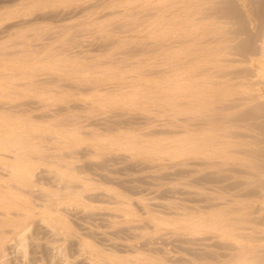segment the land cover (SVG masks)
<instances>
[{"label": "rangeland", "instance_id": "obj_1", "mask_svg": "<svg viewBox=\"0 0 264 264\" xmlns=\"http://www.w3.org/2000/svg\"><path fill=\"white\" fill-rule=\"evenodd\" d=\"M0 1H2V2H0V54H1L0 55V61H3V58L1 57L2 54H4V53L10 54V59L8 57L7 61L13 62L12 63L13 67H21V68L24 67V70L27 71L29 74L28 77H34V78L39 77L37 79H47V80L49 78L52 79V81H51L52 86L49 84H47L45 86V91L48 90L49 94H46V95L44 94V96L42 98L29 99V101H34V100L37 101V99L41 102L47 101V98L45 99V97H49V95H51L50 91L54 90V89H57L59 91V94L60 93L61 94H60V96L58 94L57 97H54L53 99H57V101H62V102L64 101L63 104H62V102L57 103L59 108H63V111L54 120L53 119L50 120L47 118H39V120H37L38 119L37 116H39V114H42L43 112H45V109L43 108V109L35 110V111H33V113L30 112L28 115L35 116V118L32 121H27V124L29 123L28 124L29 130H27V133H30L29 135L34 134L37 136L41 135V136H45V137H49L50 135H55V133H54L55 128H53L52 126L50 127V125L52 123H57L59 121L58 122L59 128L57 127V129H61V130H59L58 133L62 136L61 142L58 143L59 145L56 144L55 142L50 143V142L44 141V140L39 141V139H37V138H34V140L31 139L29 141L30 142L33 141V142L38 143V144L41 143L42 145H49L52 147L56 146L55 148H57L58 154H62L64 156H65V153L68 152L67 150H69V151L71 150L73 152H80V151H86L87 152V150H88V153H87L88 156H86L87 158H85V157L80 158L81 156L79 157L77 154L75 156H77L79 158V160L75 161V160H69L68 158H65L63 156L60 159L61 165H60V163H58L59 166H56V167L55 166L51 167L50 165H47V166L43 165L41 167V169L42 170L44 169L43 171L51 172V175L54 178V177H57L58 173L61 171L60 166L63 165L62 161H67L74 166H78V165L79 166H86V165L90 166V168H89L90 172L89 173H93V175L88 174V172L87 173L83 172V173H80L81 175L79 174L80 177H86V178L89 177V178H93L96 180L99 178L98 175L99 176L101 175V176H107V178L109 180V183L105 184L106 182H103V183L101 182L99 187L90 188L89 191H81V190H78L75 188L71 189V191L75 192L73 194H69L66 189H64L63 187L62 188L58 187L57 185L63 184V183H65V184L69 183V185H71V186L74 185L73 187H75L76 185L81 186L82 185L81 182H77V181H71V182L69 181L68 182L67 180H64V181L55 183L54 181L56 179H52L53 181H51L50 184L48 182H45L41 187H38L39 188V190H38V196L39 197H41V194H42V197L47 201L50 199L47 196L51 195V196H54V199L51 198L52 199L51 201L58 202L56 207H59L62 209L63 208H65V209H72L73 208L71 211L69 210V213L71 214L70 218H72L73 223L75 221L76 222L74 224H70L72 227H71V229H69V231L66 230V227L63 225V223H60L58 221H57V223L60 224L59 225L60 228H59V226L48 227L46 224L42 223L41 229L36 233L38 235L35 234L33 237H30L27 241L23 242L21 247H19L17 250L15 249L16 251L14 250L15 253H14V251L11 252L10 253L11 255L9 254V256L6 258L7 263H9V264H67V263L68 264H72V263L73 264L74 263L75 264H80V263L81 264H90L92 262L93 264L94 263L95 264H97V263L98 264H104V263L105 264H111V263L112 264H119L121 262V264H140V263L141 264H151V263L155 264L156 262H162L163 264H167V263L171 264L170 262L165 263L166 261L164 259H162L163 256H160L156 253V249H158L159 252H162V253H163V251H165L169 255V257H172V258H170L172 260L174 258L178 262L181 259L180 262H178V264H184V262H185V264H188L186 260H191L193 255L195 256V255H197V253L203 254L204 261L200 260V262L199 261L197 262V260H196L195 264H235V263H237V260H238L236 257H238V255H239L238 252H240V251L239 250L236 251L234 249V247H239V245L240 246L242 245L241 247H239V249H242L241 253L245 252L247 250H251V251L253 250L252 251L253 253L250 255V261L246 262V264H256L257 262H258L257 264H259L261 262L264 263V235H263L264 234V221L262 220V219H264V188H263L264 187V150H263L264 149L263 148L264 143H262V141L260 139H258V137H259L258 132L254 128L250 127V125H247V123H240L239 124L238 122H236L238 124H236V123L225 124L223 126V129H222V132H224V133L225 132H228V133L231 132L233 134V136L235 134L237 137L239 135L240 138H236V136H234L235 138H232L233 136H231L230 139L229 138L224 139V141H228L229 143H232L234 146H236V148H234L235 150L237 149V151H238V149H239V151H241L243 149L242 151L246 150L247 154H252V153L254 154V156L252 158H249V163L245 162L246 165L244 163H238L236 161H233L232 160V155H233L232 153L223 155L222 152H220V151H219V154H216V156H213L212 151L206 152L205 156L204 155H201L199 157H196L194 155L190 156V154L188 153V150H186V149H188V147H184V146L178 147L179 149H177V147H176V151L179 154L175 153L176 151L173 153V158H174L173 162L174 163L171 162L172 164L171 163L166 164V163L160 161L159 158H158L159 159L158 160L155 156L150 157V156L143 154L144 152H142V151H134L130 147H128V145L125 144L128 141L131 144L136 143L135 145H139V144H144V143H147V142L153 140V138H147V140H143L141 137H136L135 139H133V137H132L133 135L137 136V134H138L140 136V134L142 135V134H144V132L150 131V124H147V125L142 124V123L146 122L147 118L155 119L156 124L160 125L159 128L163 127L166 130L175 131L176 134L178 133L177 135L174 136L175 138L169 137L170 140L168 138H164V137L158 138V139H161L163 142L167 140L166 142H168L169 144H166V145L170 146L172 148H174L176 146V144L172 143V142H174L177 139L178 140L183 139L182 137L186 136L184 131H189L190 133L199 132V128L198 129L192 128V130L187 129V128H186L187 130L185 129L184 125H186V124H184V121L189 116L187 113L185 115H182L181 111H183V110L181 108L172 110V108L170 107V108H167V110L164 109V111H163V108L161 107V105L166 104V102L170 101V100L173 102L183 103V101L186 102L189 99V96L187 95V91H189V90L187 89L186 86L189 85L191 81H198L200 79V78H195V77L193 78L192 74L189 71L193 70V69H196V70L200 69L203 66L202 60H196V61H193L189 64H184V63H186L185 61L188 60V58L185 56V54L183 52L184 49H186L188 47V45H186V46H182V49H181V47H179V49H173L170 52H168L167 55H169L171 59L169 61L164 62L163 60L166 56L157 47L159 44L158 42H156L157 40H152L153 35L150 36V34H149L151 29H146L143 31L146 33L139 31L137 34V30L134 31L135 33H133V29H135V27H136L134 25V23L139 25V24H141V21H144V19H141V21L138 19V22L134 19L132 20V18H130L132 16V14H135L136 12L143 10V8L145 9L146 7L147 8L156 7V6L160 7L161 5H163L164 0L163 1L162 0H0ZM8 2H10V3H8ZM238 2L243 6L244 13L246 15L247 21L249 22V25L251 26V28L254 31H256L258 26H259L258 25L259 23L257 20H255V18L251 14L252 8L250 6V2L247 0H238ZM93 4H94V7H93L94 9L90 8L88 12L79 14V10H82V9H85L88 7H92ZM154 4H156V5H154ZM171 4H173V3H167V4H165V6L167 7ZM75 14H76V16H74ZM39 17L40 18L43 17L46 20H44L43 18H42L43 20H35V18L37 19ZM50 18H51V21H49ZM63 18L67 19V20H63ZM69 18H71L70 21H69ZM154 19H156V17L150 18L151 21ZM95 21L98 24L96 23L94 25ZM145 21H148V20H145ZM13 23L15 24V26H13L14 25ZM127 25H129V27H126ZM131 25L132 26L134 25V26L132 27ZM5 27H7V28L5 29ZM114 28H115V30H114L115 32L113 31L114 32L113 34L109 32L110 35L112 34L111 36L106 34V33H108L109 29L113 30ZM119 28H121V29L119 30ZM152 29H154V28H152ZM125 30H131L132 34H131V31L130 32L128 31L127 34H124V33H126ZM154 30H151L150 33L153 34ZM98 31L101 33L99 34ZM116 31H118L119 35ZM123 31H125V32H123ZM157 32L161 33V31L155 30L156 34H157ZM76 33L77 34L79 33V34L77 35ZM115 33L117 35H115ZM128 33H130V34H128ZM104 35H107V36H104ZM148 35H149V37H148ZM21 36H23V37H21ZM91 36H92V38H91ZM143 37L144 38L146 37V38L144 39ZM151 37H152V39H151ZM44 38L46 40L47 39L48 40L45 41ZM138 39H140V40H138ZM120 40L121 41L122 40H129V41H131V43L127 42V44L122 43L123 45H121ZM144 40L147 42H145ZM28 41H30V42L28 43ZM133 41L136 43H134ZM142 41H144V43ZM38 43H39V45H38ZM40 44H42V45H40ZM118 44H119V46H116ZM138 44H140V46ZM16 45H18V46H16ZM71 45L78 46V47L80 46L78 49L74 50V52H76V53L73 54V56L74 57L76 56V58H72L73 60L69 59L68 60L69 62H65V63L58 61V60L64 59V56L68 54V53L66 54V52L69 51L68 49L71 47ZM136 45L139 46V48ZM141 45H142V47H141ZM153 46H154V48H156L155 53L153 51V49H154ZM98 48H99V50H98ZM142 49H143V51H142L143 53H139V55H137V53L139 51H141ZM146 50L148 51V53ZM149 50L153 51V52H149ZM51 51H53V52H51ZM132 51H133V54H132ZM157 51H159L160 53H158ZM62 52L63 53L65 52V53L63 54ZM77 52H80L78 54L79 56L77 55ZM173 52H174V54H173ZM17 53H19V55ZM50 53H52L51 56H49ZM58 53H60V56L57 57V55H59ZM61 54L63 55L62 58H60ZM130 55H133V56H130ZM44 56H45V58L42 59ZM54 56H56L55 59H54ZM81 57H82V59H81ZM28 58L31 60H29ZM84 58H85V60L83 61ZM100 58H102V59H100ZM41 60L43 61V63ZM125 60H126V62H125ZM55 61H57V62H55ZM198 61H200V62H198ZM81 62L83 65L81 64ZM109 63H110V65L107 66V64H109ZM158 63H160V64L158 65ZM42 64H44V65H42ZM85 64H87V65H85ZM92 64H94V65H92ZM115 64H116V66H115ZM130 64L132 65L131 67L129 66ZM162 64H163V66H162ZM164 64L165 65L167 64V66H164ZM180 64H182V65L180 67H178L177 65H180ZM54 65H56V66H54ZM66 65L68 67H66ZM90 65L92 67H90ZM98 65H101V66H98ZM37 66H39V67H37ZM57 66H59V70L56 69ZM126 66L128 68H126ZM174 66H176L177 68ZM25 67H27V68H25ZM78 67L79 68L81 67L82 69L86 67L85 68L86 72L81 74V75L74 73V69H76ZM170 67H171V69H170ZM241 67H244V64H241L240 62L234 65L235 69L236 68L240 69ZM53 68L56 69V72L51 71V70H53ZM61 68H63V69H61ZM67 68H70V69H67ZM122 68H125V69L121 70ZM38 69H39V71H38ZM68 70L69 71L71 70L72 72L71 71L69 72ZM160 70L163 72H161ZM63 71H65V72H63ZM140 72H145V74L141 75L144 83L142 81H138V79L140 78V74H142ZM168 72H169V74H168ZM50 73H51V77H50ZM54 73L55 74L57 73V74L55 75ZM61 73L62 74L64 73V75H61ZM70 73H72L74 75L76 74L77 76L76 75L74 76ZM34 74H36L37 76ZM109 74H110V76H108ZM146 74H150V75L152 74L153 76L151 75V78H150L149 77L150 75L147 76ZM67 75H69V77ZM93 75L95 77H93ZM106 75L108 77H106ZM112 75H114V76L117 75V76L113 77ZM145 75L147 78L145 77ZM72 76H74V77H72ZM101 77H103V78H101ZM128 77H130L131 79ZM133 77H135V78H133ZM61 78L63 81L60 80ZM124 78H126V79H124ZM15 79H18V78H15ZM73 79H74V81H73ZM76 79H77V81H76ZM96 79L97 80H103L104 79V81L102 83H106V82L109 83L108 84L109 86H106V87L119 86V85L124 86L125 83L128 81V83H126V85H127V88L125 89L126 93L124 92L125 94L123 93V94L118 95L119 93L118 94H116V93L112 94V93L103 92V94H102V92L98 91V89H101L103 84L102 85L98 84L99 86L96 87L95 85H93L91 83L92 81H93V83L95 81H97ZM115 79H116V81H115ZM134 79H136V80H134ZM251 80H252L251 81L252 91L249 93L256 95L257 97L259 96V99L262 98L261 100L264 101V75L263 74L256 75L255 77L251 78ZM123 81L125 83H123ZM131 81H133V82H131ZM238 81H242V80H236V82H238ZM111 82H112V84L113 83L114 84L112 85ZM137 82H139V83H137ZM258 82H260V83H258ZM79 83L83 84V87H84L83 93H85V94H82V90L77 89L79 86ZM90 83L92 86L89 85ZM57 85L59 87H56ZM65 85H67V86L70 85V89L68 91L66 89H68L69 87L66 88ZM49 86H51L52 89H50L51 87H49ZM133 86L135 87V89ZM175 86H177V87H175ZM136 87H140V88H136ZM144 87H146L147 89L146 88L144 89ZM61 88H63V89H61ZM73 88H75L76 90H74ZM130 89L133 92H131ZM182 89H185V90H182ZM69 91H71V92H69ZM97 92L100 93L101 95H104V96H101ZM155 92L158 93L157 99L155 98V96H156ZM167 92H169L168 94H170V95H168ZM159 93H161V94H159ZM71 94H73L75 96L69 98V95H71ZM88 94H90V95H88ZM241 94L242 93H237V94L233 95L232 97H230V96L226 97V99L240 98V97H242ZM144 95L146 97L147 96L152 97L154 100V104H152V102H147L148 100H146L147 103L144 102V98H142ZM140 96H142V97L138 99V97H140ZM50 97H52V96H50ZM74 97H76L77 99H75ZM94 97H96V98H94ZM108 97H110V98H108ZM71 98L74 99V101H72ZM65 99H67V100H65ZM68 99H70V101ZM155 99H156V101H155ZM49 103H51V102H49ZM97 103H98V105H97ZM104 103L105 104L107 103V106L105 105L106 108H105V106L104 107L102 106V105H104ZM99 104H100V106H99ZM138 104H140V105L137 106ZM69 105L70 106L72 105V107H74V109L70 108ZM83 105H85V106H83ZM141 105H147V107L141 106ZM136 106L140 107V108H136ZM153 106H155V107L153 108ZM150 108H152V109H150ZM93 109H94V112H93ZM96 109H97V111H96ZM159 110L161 112H165V111L169 112L171 110L170 113H173L176 110L175 114H177V118L179 119V121L181 119L183 121H181V124H180L179 121H174V119H171V118H169V119L167 117L164 118V116L161 118V115L158 114ZM152 111L154 113H152ZM155 111L157 113H155ZM100 112L102 114L107 113V116L100 115L101 114ZM238 112H239V110H235L234 112H225L223 115H226L227 117H233ZM90 113H91V115H90ZM92 113H94V114H92ZM98 115H100V116H98ZM76 116H78L80 120L78 119V117L76 118V120H74L75 118H73V117H76ZM151 116H153V117L151 118ZM64 117H66V118H64ZM155 117H160V118H155ZM129 118H131V119H129ZM99 119H101V120H99ZM125 119L127 121H125ZM137 121H138V123H137ZM30 122H31V125H30ZM76 122H81L82 124L81 123L77 124ZM109 122H111V123H109ZM115 123H116V125H114ZM171 123H173V124L175 123L177 129H174V127L171 126ZM138 124H139V126H138ZM169 124L171 127L169 126ZM43 125L46 128H43L44 127ZM48 125H49V127H48ZM84 125H86L89 128L87 129L86 126H84ZM79 126L80 127L82 126V127L79 128ZM33 127H35V128H33ZM38 127H39V129H38ZM104 127H105V131L103 130ZM178 127L180 129L181 128L182 129L179 130ZM47 128H49V129H47ZM73 128L75 130V134L78 133L77 135H75L73 132L65 131V130H72ZM99 128H100V130H99ZM169 128H172V129H169ZM63 129H65L64 130L65 132L62 131ZM107 129H108V131H107ZM135 129H137V131H135ZM87 131H90V132L87 133ZM103 131L106 133H104ZM84 132H86L85 135H84ZM96 132L98 134H96ZM179 132H180V134H179ZM201 132L207 136L212 132V130H210V128L207 127V128L202 129ZM79 133L81 134V136ZM66 135H68V136H66ZM72 135H74L73 137H75L77 140L74 139L72 137ZM82 135H84V137H86V138L83 137L84 138L83 140L81 139ZM118 135H121V136H118ZM124 135H126V136H124ZM127 135H129V137ZM130 135H132V136H130ZM70 137H72L73 139ZM77 137H79L80 139ZM87 137H88V140H86ZM131 137H132V139H131ZM98 138H100V139H98ZM101 138H104V139H101ZM119 138L122 141H119L118 140ZM126 138L128 140H126ZM138 138H139V140H138ZM140 138H141V140H140ZM162 138H164L166 140H163ZM62 139H63V141H62ZM110 140H112L113 142L111 143ZM66 141H67V144H66ZM97 141H100V142H97ZM169 141H172V142H169ZM80 142H81V144H80ZM114 142H116V143H114ZM122 142H124V143H122ZM254 142H256L255 143L256 145L254 144ZM85 143L87 145H83ZM172 144H173V146H172ZM57 145H58V147H57ZM119 145L122 147H125V148L123 149L122 147H117ZM73 146H75V147H73ZM98 146L100 149L98 148ZM256 149H258L257 152L255 151ZM131 151H133V152H131ZM183 151L185 152L186 155L183 154L184 153ZM248 151H250V152H248ZM86 152L84 153L85 155H86ZM180 152H183V153H180ZM115 156H117V158ZM122 156H124L125 158ZM126 156H127V158H126ZM139 156H141L142 158ZM146 156H147V158H146ZM90 157H92V159ZM256 157H258V158H256ZM89 158H90V161H89ZM102 159L104 160L103 162H102ZM164 159H167V158L165 157ZM80 160H81V162H80ZM119 160L125 161V162H120ZM198 161H200V162H218L216 165V167L218 169L235 168V169L245 170L248 174L240 175V174H233L230 172H222V171H218V170L215 172L213 170L214 169L216 170L217 169L216 167L214 169L213 168L212 169L211 168L210 169L204 168L200 172H199V168L189 167V166L188 167L186 166L184 168L183 167H177L175 170H171V169L166 170L165 169L166 166H171V165L177 166L178 164L181 165V164H184L185 162L186 163H193V162H198ZM252 161H254V162H252ZM83 163H84V165H82ZM85 163H87V164H85ZM106 163H108L109 165ZM111 163H113V164H111ZM94 164H95V168L93 166ZM97 164H100V165L102 164L101 166H106L103 168L105 170H103L102 168H101L102 170L98 169V167H96ZM221 164H222V166H221ZM148 166H150V167H148ZM126 168L129 170H127ZM153 168H155V169H153ZM196 169H197V171H196ZM78 170L80 171V169H78ZM91 170L94 172H92ZM187 170H189V171H187ZM106 171H107V173L105 174ZM174 171H176V172L178 171V172L175 173ZM186 171L187 172L193 171V173H189V175L187 176ZM94 173H95V176H97V177L94 176ZM119 173H120V175H119ZM172 173H174V174H172ZM178 173H179V175H178ZM208 173L211 175H213L215 173V175H213V177L216 178L217 176H219V177L223 176L224 179L219 180L220 182L214 183L213 185H211V184L206 185V184H204V181H199V178H201L203 175L208 174ZM84 174H87V175L85 176ZM166 174H168L170 176V177L168 176V179L166 177L167 176ZM116 175H117V177H113ZM159 176L162 177V178H160V180H159V178H157ZM227 176L229 177L228 180L226 179ZM184 177H186V178H184ZM139 178H141V179H139ZM110 179H112V182ZM108 180H107V182H108ZM121 181L123 183H118ZM127 181L129 183H127ZM194 181L195 182L198 181V182H200V184H196ZM260 181L263 184L262 187H260L261 186ZM110 182H111V184H110ZM141 182H143V183H141ZM256 182H258V183H256ZM115 183H116V185H115ZM130 183H131V185H129ZM152 184H154V185H152ZM235 184L238 187L235 186ZM44 185H46V187H44ZM254 185H256V187L258 189L256 187H254ZM51 186H53V187H51ZM53 188L54 189L56 188V190H54ZM126 190H128V192L131 191L130 194L127 193ZM77 191H80V194H77L78 193ZM112 191H113V193H112ZM162 191H165L168 195H165L164 192L162 194ZM54 192H56V193H54ZM149 192H150V194H149ZM172 192H174L176 194H172ZM183 192H186V193L184 194ZM140 193L141 194L144 193V196H143V194L141 195ZM45 194H46V197L43 196ZM177 194H179V195L177 196ZM247 194H252L253 196L250 197V199H249V196H247L245 198L244 195H247ZM80 195H82V196H80ZM88 195H89V197H94V198L98 197L100 200L90 202V200L88 199L89 198ZM135 195H137V196H135ZM162 195L166 196L167 199L164 198V196H162ZM60 196H62L63 198L62 197L60 198ZM122 196H124V198ZM153 196H154V198H153ZM139 197H141V198H139ZM111 198H113L112 201H111ZM146 198H148V199H146ZM173 198L178 199V201L173 199ZM123 199H125L126 203H124L125 201ZM185 199L187 200V202ZM117 200H119V202ZM129 200H131V202ZM147 200H149V202ZM200 200H203V202ZM173 201L175 203H173ZM183 201H185V202H183ZM188 201H189V203H192V204H189ZM128 202H130V203H128ZM147 202L150 205H147L148 204ZM77 203H79V204H77ZM106 203H108V204H106ZM168 203L171 204V206ZM172 203L174 205L176 204V206L174 207L172 205ZM177 203H179V206H177ZM132 204L135 206H138V207H135ZM154 204L155 205L157 204V205L155 206ZM163 204H166L167 206H165ZM246 204H247V206H246ZM158 205H160V206L158 207ZM180 205H182L183 207L186 206L185 208L192 209V210H187V211L185 210L184 211L181 209L179 211ZM197 205H198V207H196ZM212 205L214 207L210 208L209 206H212ZM154 206H155V208H154ZM149 207H151V208H149ZM160 207H162V208H160ZM164 207H166L167 210H165L166 208H164ZM171 207L175 208V210L172 209ZM199 207L204 208V209L201 210ZM206 207H208L209 209ZM247 207H251V208L248 209ZM176 208L178 209V211ZM194 209H196V210H194ZM105 210H107V212ZM162 210H163V213H160V212H162ZM230 210H233V211L230 212ZM191 211H192V213H191ZM193 211L195 213H193ZM234 211H235V213H234ZM250 211L251 212L253 211L254 213L253 212L251 213ZM41 212L44 213L43 210H41ZM80 212H82V214ZM139 212H141V214ZM143 212H145V213H143ZM164 212H165V215H164ZM167 212H170V213H167ZM186 212H189V213H186ZM173 213H176L177 215L173 214ZM241 213L242 214L244 213L243 216ZM256 213H259V214H256ZM72 214H74V216ZM76 214L77 215L80 214L79 216H81V217L77 216ZM143 214H146V215H143ZM170 214H173V216ZM210 214L211 215L217 214L216 216H219V217L217 219H215L214 217H211ZM218 214H220V215H218ZM82 215L84 216L83 219H82ZM117 215H118V217H117ZM232 215H234L236 217L238 216V217L236 218L233 216V218H232ZM85 216H86V218L88 217L87 220L84 219ZM109 216L110 217L114 216V218H116V217L117 218L114 219L113 217H111L113 220L109 221L111 219V218H109ZM183 216H185V217H183ZM97 217H98V219H97ZM107 217L109 218V220L107 219ZM223 217H224V219H223ZM230 217L232 218V220L230 219ZM239 217L242 219L244 217H245V219L248 218V221L240 224L239 221L237 222V219ZM125 218H127L128 220L127 219L125 220ZM172 218H174V219H172ZM210 218L214 224L211 222ZM212 218H214V219H212ZM38 219L40 220V218H38ZM38 219L36 220V222L38 221ZM73 219H75V220H73ZM76 219H78V220H76ZM79 219H80V221L82 220L81 223H79ZM102 219H104V220L102 221ZM142 219H144V220H142ZM202 219H203V221H202ZM249 219H250V221H249ZM94 220H96V221H94ZM123 220H125V221H123ZM214 220L215 221L218 220L220 222H218V221L214 222ZM83 221L84 222L86 221V223H84ZM227 222H228V224H227ZM253 222H255V223H253ZM203 223H204V225L205 224H207V225L204 226ZM208 223H209V225H208ZM234 223L240 228V229L238 228L240 230L239 231L240 235H237L233 231H231V227L235 225ZM100 224L103 226L101 227ZM177 224H179V225H177ZM224 224L228 225V227L226 229H225ZM99 225H100V227H99ZM143 225L145 227H143ZM74 226H75V228H74ZM84 226H85V228H84ZM130 227H131V229H130ZM134 227L136 230L134 229ZM219 227H220V229H219ZM50 228L55 229L56 231H60V233H57L56 234L57 236L49 234L48 232H49ZM78 228H80V230ZM246 228H248V229H246ZM227 229H228V232L226 231ZM82 230H84V232L86 233L85 236H84V232ZM42 231L44 233H42ZM90 232L93 234H91ZM82 233H83V236L80 235ZM131 233H133V234H131ZM227 233L230 235H228ZM58 234H59V236H58ZM73 234H75V235H73ZM87 234H88V237L86 236ZM163 234H164V236H163ZM185 235H187V236H185ZM235 235L238 236V238ZM97 236L100 240L102 239V241L99 243L95 242L91 239L92 237L97 238ZM37 237H39V239ZM158 237L162 238V240H160V239L158 240ZM245 237H247V238H245ZM250 237H251V239H250ZM261 237H263V238H261ZM85 238H88V239H85ZM174 238H176V239L174 240ZM203 238L204 239L206 238V239L204 240ZM209 238H210V240H209ZM56 239H60V240L57 241ZM154 239H155V241H153ZM180 239H182V240L179 241ZM189 239L200 240L201 243H199V245H198L199 247L197 245H192V244L190 246L189 241H191V240H189ZM161 241H162V243H161ZM163 241H166V242H163ZM169 241H170V243H168ZM36 242L39 244H37ZM159 243H161V244H159ZM163 243H165V244H163ZM250 243H252V244H250ZM75 244H77V245H75ZM86 244H93L96 247L98 246L97 249H99V250L97 253H98V255H101V256L104 254V258L98 256L97 254L94 256L91 255L90 250L88 248H86L83 251V246H85ZM81 245H82V247H81ZM107 245H109V247ZM112 245H115L116 247H120L121 249L120 248H119L120 250L118 249L120 253L118 252L116 247L112 246ZM120 245H122V246L124 245V247H122ZM144 245H145L146 249L141 248ZM163 245H165V246L169 245V246H167V248H166ZM173 245L174 246L178 245V246L174 247ZM206 245H208V246H206ZM110 246H112V247H110ZM132 246H133V248H132ZM138 246H141V247H138ZM101 247H102V249H101ZM126 247H127V249H126ZM171 247H174V248L172 249ZM177 247H180L179 249L184 248L183 249L184 251H182V249L177 250L178 249ZM110 248H112V249H110ZM150 248H152L153 251H155V252L150 250ZM186 248H188V249H186ZM69 249H70V251L75 250L74 253H76V254H74L72 251V253L74 254V258H71V260L69 258L65 257V254H67V251L69 253ZM104 249H106V250H104ZM113 249H116L117 251L113 250ZM141 249H143V250H141ZM148 249L151 252H153V254ZM160 249H162V250H160ZM199 249L200 250L202 249L201 250L202 252ZM230 249L231 250L233 249L232 252ZM109 250H110V252H109ZM140 250L143 253L145 252V254L141 253ZM169 250H170V252H169ZM81 251H82V253H81ZM124 251L126 254L123 253ZM130 251L132 253H130ZM171 251H173V252H171ZM79 252H80V254H79ZM87 252H89V255L91 257L88 256ZM174 252H176V253H174ZM212 252L213 253L216 252L215 255ZM50 253H51V255H50ZM101 253H103V254H101ZM106 253H107V255H106ZM186 253L187 254L189 253V254L187 255ZM108 254H110V255H108ZM146 254L148 257L144 256ZM190 254L191 255L193 254V255L190 256ZM246 254L245 255L243 254L244 255L243 258L247 257ZM114 255H115V257H114ZM206 255H210V256H206ZM235 255H236V257H234ZM212 256H213V258H212ZM86 257L87 258L89 257L90 259H87ZM109 257H110V259H109ZM128 257H130V258H128ZM214 257H215V261H214ZM53 258H54V260H53ZM105 258L108 259L109 262ZM118 258H119V260H118ZM136 258H137V260L139 259L140 261L139 260L137 261ZM142 258H144V259H142ZM148 258H149L150 262L146 261ZM176 258H178V259H176ZM208 258H210L211 260L213 259V260L209 261L210 259H208ZM121 259H125L124 260L125 262ZM251 259H253V260H251ZM101 260L104 262H102ZM114 260H116V261H114ZM183 260H184V262H183ZM219 261H221V262L219 263ZM116 262H118V263H116ZM177 262H175V263L177 264ZM175 263L172 262V264H175Z\"/></svg>", "mask_w": 264, "mask_h": 264}, {"label": "bare ground", "instance_id": "obj_2", "mask_svg": "<svg viewBox=\"0 0 264 264\" xmlns=\"http://www.w3.org/2000/svg\"><path fill=\"white\" fill-rule=\"evenodd\" d=\"M163 1V0H162ZM250 2V6L252 8L251 10V14L252 16L255 18V20L258 21V28L256 31H254L251 26L249 25V22L247 21V18H246V15L244 13V9H243V6L238 2V0H164L163 2V5H161L160 7H150V8H143V10H140L139 12H136L135 14H132V16L130 18H132V20H136L138 22V19L141 21V19H144V21H141V24L137 25L134 23V25L136 26L135 29H133V33H135L134 31L137 30V34L139 31H144L146 29H151V30H156V31H161V33H158L157 34L155 33V30H154V33L151 34V30L149 32L150 36L153 35V39L151 37L152 40H157L156 42H158V48L159 50H161L164 55L166 56L164 58V62L166 61H169L171 58L168 54V52H170L171 50L173 49H179V47H181L182 49V46H186L188 45V47L186 49H184V54L185 56L188 58V60H186L184 64H189L193 61H196V60H202V67L198 70L196 69H193V70H190L189 72L192 74L193 78H200L198 81H191L189 85H187V89L189 91H187V95L189 96V99L183 103L181 102H173V101H167L166 104H163L161 105V107L163 108V111L164 109L167 110V108H172L173 109H182L183 111L182 112V115H185L186 113L188 114V118H184L185 121H184V125L185 126V129H191L192 128H199V132H196V133H190L189 131H184L185 133V137H182L183 139H180V140H175L174 142L172 141H169V142H172V143H175L176 146L174 148L170 147V146H167L166 144H169L168 142H166L167 140L164 139V138H168L169 137H174L176 134L175 131H170V130H166L165 128H159L160 125H157L156 124V120L155 119H149L147 118L146 122L145 123H142V124H150V131L148 132H144V134H140V136L137 134L136 135H130L133 137V139H135L136 137H141L143 140H147V138H153L152 141H149L147 143H144V144H139V145H135V144H131L129 143L128 141L125 143L126 145H128V147H130L132 150L134 151H142L144 152L143 154L147 155V156H150V157H156L157 159L159 158L160 161L166 163V164H170L171 162H173L174 158H173V153L176 151V147L177 149H179L178 147H181V146H184V147H188V153L190 154V156L194 155L196 157H199L201 155H204L205 156V153L208 152V151H212L213 152V156H216V154H219V151L222 152V154H230L232 153V160L233 161H236L238 163H244L245 162H248L249 163V158H252L254 156V154H247L246 150L245 151H237V149L235 150L234 148H236V146H234L232 143H229L228 141H224V139H230L231 136H233V134L230 132H222V129H223V126L225 124H230V123H236L238 122L239 124L240 123H247V125H250V127L254 128L257 132H258V139H260L262 141V143H264V101L261 100L262 98L259 99V96L257 97L256 95H253L249 92L252 91V85H251V78L255 77L256 75H260V74H263L264 75V0H247ZM2 2V1H0ZM48 2V1H47ZM10 3V2H8ZM131 3V2H130ZM167 3H173L169 6H165V4ZM141 4V3H140ZM37 5V4H36ZM42 5V4H41ZM73 5V4H72ZM153 5V4H152ZM156 5V4H154ZM249 5V4H248ZM92 6V5H91ZM96 6V5H95ZM98 6V5H97ZM246 6V5H245ZM244 6V7H245ZM74 7V6H73ZM94 7V4L92 7H88V8H85V9H82V10H79V14H82V13H85V12H88L90 8H93ZM72 8V7H71ZM97 8V7H96ZM37 9V8H36ZM94 9V8H93ZM116 9V8H115ZM112 12V11H111ZM127 13V12H126ZM131 13V12H130ZM108 14V13H107ZM54 15V14H53ZM71 15V14H70ZM69 15V16H70ZM76 16V14L74 15ZM64 17V16H63ZM96 17V16H95ZM94 17V18H95ZM104 17V16H103ZM155 18L154 20H150V18ZM9 18V17H8ZM40 18V17H39ZM35 18V20H43L42 18ZM47 18V17H46ZM53 18V17H52ZM67 18V17H66ZM73 18V17H72ZM82 18V17H81ZM110 18V17H109ZM113 18V17H112ZM136 18V19H135ZM49 19V18H48ZM47 19V20H48ZM71 18H69V21H70ZM9 20V19H8ZM7 20V21H8ZM46 20V19H44ZM63 20H67V19H64ZM145 20H148V21H145ZM51 21V18L50 20ZM9 22V21H8ZM55 22V21H54ZM109 22V21H108ZM20 23V22H19ZM18 23V24H19ZM97 22L95 21L94 25L96 24ZM100 23V22H99ZM14 24V23H13ZM21 24V23H20ZM68 24V23H67ZM98 24V23H97ZM101 24V23H100ZM107 24V23H106ZM122 24V23H121ZM120 24V25H121ZM25 25V24H24ZM41 25V24H40ZM111 25V24H110ZM124 25V24H123ZM133 25V26H134ZM15 26V24L13 25ZM57 26V25H56ZM104 26V25H103ZM132 26V25H131ZM130 26V27H131ZM132 26V27H133ZM11 27V26H10ZM120 27V26H119ZM123 27V26H122ZM125 27V26H124ZM126 27H129V25H127ZM142 27V28H141ZM7 27H5L6 29ZM101 28V27H100ZM108 28V27H107ZM154 28V29H152ZM67 29V28H66ZM105 29V28H104ZM121 28H119L120 30ZM123 29V28H122ZM130 29V28H129ZM72 30V29H71ZM115 28L113 30L109 29L108 30V33H114L115 31ZM132 30V29H131ZM131 30H125L126 33L124 34H127V32L131 31ZM112 31V32H111ZM114 31V32H113ZM123 31V32H125ZM2 32V31H1ZM21 32V31H20ZM46 32V31H45ZM57 32V31H56ZM81 32V31H80ZM99 32V31H98ZM97 32V33H98ZM106 32V31H105ZM118 33V31H116ZM41 33V32H40ZM55 33V32H54ZM101 32H99L100 34ZM106 33L107 35H110V33L108 34ZM143 33H146V32H143ZM2 34V33H1ZM15 34V33H14ZM77 34V33H76ZM79 34V33H78ZM77 34V35H78ZM93 34V33H92ZM95 34V33H94ZM98 34V35H99ZM103 34V33H102ZM105 34V33H104ZM111 34V35H112ZM123 34V33H122ZM121 34V35H122ZM123 34V35H124ZM130 34V33H128ZM131 34H132V31H131ZM141 34V33H140ZM148 34V33H147ZM17 35V34H16ZM43 35V34H42ZM107 35H104V36H107ZM110 35V36H111ZM115 35H117L115 33ZM119 35V33H118ZM32 36V35H31ZM50 36V35H49ZM86 36V35H85ZM23 37V36H21ZM43 37V36H42ZM55 37V36H54ZM149 37V35H148ZM147 37V38H148ZM16 38V37H15ZM33 38V37H32ZM36 38V37H35ZM47 38V37H46ZM75 38V37H74ZM92 38V36H91ZM106 38V37H105ZM131 38V37H130ZM139 38V37H138ZM144 38V37H143ZM146 38V37H145ZM144 38V39H145ZM45 39V38H44ZM90 39V38H89ZM124 39V38H123ZM2 40V39H1ZM48 40V39H47ZM45 39V41H47ZM50 40V39H49ZM80 40V39H79ZM140 40V39H138ZM149 40V39H148ZM151 40V41H152ZM44 41V42H45ZM93 41V40H92ZM121 41V40H120ZM145 41V40H144ZM144 41H142L144 43ZM30 41H28L29 43ZM56 42V41H55ZM54 42V43H55ZM77 42V41H76ZM108 42V41H107ZM119 42V41H118ZM127 42H130L129 40H122L121 41V45L123 44H127ZM134 42V41H133ZM132 42V43H133ZM147 42V41H145ZM153 42V41H152ZM47 43V42H46ZM123 43V44H122ZM129 43V44H130ZM136 43V42H134ZM140 43V42H139ZM2 44V43H1ZM25 44V43H24ZM141 44V43H140ZM140 44H138L140 46ZM146 44V43H145ZM19 45V44H18ZM16 45V46H18ZM30 45V44H29ZM39 45V43H38ZM42 45V44H40ZM45 45V44H44ZM150 45V44H149ZM154 45V44H153ZM157 45V44H156ZM103 46V45H102ZM107 46V45H106ZM111 46V45H110ZM113 46V45H112ZM116 46H119L116 45ZM137 46V45H136ZM139 46H137L139 48ZM148 46V45H147ZM34 47V46H33ZM38 47V46H37ZM41 47V46H40ZM80 47V46H79ZM78 46H73L71 45V47L68 49L69 51L66 52L67 55L64 56V59L63 60H58L60 62H69L68 60L69 59H72V58H76V56L74 57L73 54H75L76 52H74V50L78 49L79 48ZM121 47V46H120ZM142 47V45H141ZM19 48V47H18ZM35 48V47H34ZM55 48V47H54ZM53 48V49H54ZM154 48V46H153ZM20 49V48H19ZM65 49V48H64ZM63 49V50H64ZM155 49H153L154 53H155ZM4 50V49H3ZM39 50V49H38ZM37 50V51H38ZM73 50V51H72ZM92 50V49H91ZM99 50V48H98ZM97 50V51H98ZM117 50V49H116ZM129 50V49H128ZM140 50V49H139ZM148 50V49H147ZM146 50V51H147ZM30 51V50H29ZM123 51V50H122ZM143 49L141 51H139L137 53V55H139V53H143L142 52ZM145 51V50H144ZM153 51H150L149 52H153ZM25 52V51H24ZM32 52V51H31ZM53 52V51H51ZM136 52V51H135ZM158 53H160L159 51H157ZM175 52V51H174ZM173 52V54H174ZM63 53V52H62ZM65 53V52H64ZM63 53V54H64ZM80 52H77V55L79 54ZM121 53V52H120ZM123 53V52H122ZM126 53V52H125ZM124 53V54H125ZM128 53V52H127ZM146 53V52H145ZM148 53V51H147ZM19 55V53H17ZM47 54V53H46ZM45 54V55H46ZM49 54V53H48ZM60 56V53H58ZM83 54V53H82ZM130 54V53H129ZM132 54H133V51H132ZM153 54V53H152ZM171 54V53H170ZM1 55V54H0ZM52 53H50L49 56H51ZM56 55V54H55ZM127 55V54H126ZM136 55V54H135ZM143 55V54H142ZM30 56V55H29ZM48 56V55H47ZM79 56V55H78ZM130 56H133V55H130ZM129 56V57H130ZM3 58V61H0V264H9L7 263V260L6 258L9 256V254L11 252H13L15 249L17 250L19 247L22 246L23 242L27 241L30 237H33L42 227V223L43 224H46L48 227H55V226H59L60 224L57 223L60 222V223H63V225L66 227V230L69 231V229H71V225L70 224H74L73 221H72V218L71 217V214L69 213V210L71 211L72 209H65V208H59V207H56L58 202H54V201H51L53 198L54 199V196H47L48 198H50L49 200H45L43 197H42V194H41V197L38 196V190L39 188L38 187H41L45 182H48L50 184L51 181H53L52 179H56L54 182H61V181H64V180H67L68 182L70 181H77V182H81V186H71L68 184H59L57 185L58 187H63L64 189L67 190V192L69 194H73L75 193L74 191H71V189H78V190H81V191H89L90 188H93V187H99L100 186V183L102 182H106L105 184L109 183V180L107 178V176H99L98 175V179H93V178H86V177H80L79 174L80 173H87L88 174H92L93 173H89V168L90 166H74L72 164H70L69 162L67 161H62L63 162V165L60 166V172L58 173V176L57 177H52L51 175V172L49 171H43L41 169V167L43 165L47 166V165H50L51 167L52 166H59L58 163H60L61 165V157H63L64 155L62 154H58L57 152V148H55L54 146H49V145H42L41 143H35V142H30L29 140L33 139L34 138H37L40 140H44V141H48V142H55L56 144L60 143L61 142V138L62 136L58 133L59 130L61 129H57V127L59 126L58 125V122L57 123H52L50 125V127L52 126L54 129V133L55 135H50L49 137H45V136H41V135H29L30 133H27V130L28 129V124H27V121H32L34 120L35 116H30L28 115L30 112L33 113V111L35 110H38V109H45V112H43L42 114H39L38 119L39 118H47V119H55L62 111H63V108H59V106L57 105L58 102H62V101H57V99H53L54 97H57V95L59 94V91L57 89H54V90H51L50 91V94L49 97H45V99L47 98V101H39L37 99V101H29V99H36V98H42L44 96V94H49V91H45V86L47 84L51 85V81L52 79H37V78H34V77H28L29 74L27 71L24 70V67L21 68V67H13L12 63L13 62H9L7 61L8 60V57L10 59V54H7V53H4L2 54L1 56ZM63 55L61 54V57L62 58ZM85 57V56H84ZM108 57V56H107ZM125 57V56H124ZM127 57V56H126ZM143 57V56H142ZM19 58V57H18ZM26 58V57H25ZM45 56L42 58L44 59ZM56 58V56H54V59ZM86 58V57H85ZM85 58L83 59V61L85 60ZM113 58V57H112ZM111 58V59H112ZM185 58V57H184ZM17 59V58H16ZM29 59V58H28ZM82 59V57H81ZM80 59V60H81ZM88 59V58H87ZM86 59V60H87ZM98 59V58H97ZM102 59V58H100ZM104 59V58H103ZM133 59V58H132ZM174 59V58H173ZM183 59V58H182ZM21 60V59H20ZM31 60V59H29ZM73 60V59H72ZM106 60V59H105ZM181 60V59H180ZM40 61V60H39ZM42 61V60H41ZM46 61V60H45ZM53 61V60H52ZM51 61V62H52ZM90 61V60H89ZM149 61V60H148ZM162 61V60H161ZM160 61V62H161ZM16 62V61H15ZM23 62V61H22ZM26 62V61H25ZM24 62V63H25ZM38 62V61H37ZM50 62V61H49ZM57 62V61H55ZM87 62V61H86ZM105 62V61H104ZM126 62V60H125ZM138 62V61H137ZM200 62V61H198ZM241 63V64H244V67H241L240 69L238 68H234V65L237 64V63ZM43 63V61H42ZM59 63V62H58ZM84 63V62H83ZM88 63V62H87ZM113 63V62H112ZM128 63V62H127ZM37 64V63H36ZM69 64V63H68ZM82 64V62H81ZM134 64V63H133ZM160 63H158L159 65ZM172 64V63H171ZM175 64V63H174ZM183 64V65H184ZM44 65V64H42ZM83 65V64H82ZM87 65V64H85ZM94 65V64H92ZM110 65L107 64V66ZM151 65V64H150ZM170 65V64H169ZM182 64L180 65H177L178 67H180ZM200 65V64H199ZM56 66V65H54ZM97 66V65H96ZM95 66V67H96ZM98 66H101V65H98ZM116 66V64H115ZM130 67L132 66L131 64L129 65ZM146 66V65H145ZM163 66V64H162ZM164 66H167V64ZM171 66V65H170ZM173 66V65H172ZM30 67V66H29ZM39 67V66H37ZM48 67V66H47ZM66 67H68L66 65ZM89 67V66H88ZM90 67H92L90 65ZM147 67V66H146ZM176 67V66H174ZM257 67V68H256ZM27 68V67H25ZM86 68V67H85ZM85 68H76L74 69V73L76 74H83L85 73ZM100 68V67H99ZM98 68V69H99ZM106 68V67H105ZM126 68H128L126 66ZM177 68V67H176ZM254 68V69H253ZM36 69V68H35ZM57 70H59V66H57L56 68ZM56 69L53 68V70L51 71H55L56 72ZM63 69V68H61ZM65 69V68H64ZM67 69H70V68H67ZM115 69V68H114ZM113 69V70H114ZM125 68H122L121 70H123ZM145 69V68H144ZM171 69V67H170ZM72 70V69H71ZM70 70V71H71ZM118 70V69H117ZM39 71V69H38ZM41 71V70H40ZM50 71V70H49ZM69 71V70H68ZM69 71V72H70ZM119 71V70H118ZM150 71V70H149ZM161 71V70H160ZM165 71V70H164ZM3 72V73H2ZM59 72V71H58ZM57 72V73H58ZM65 72V71H63ZM72 72V71H71ZM104 72V71H103ZM147 72V71H146ZM163 72V71H161ZM45 73V72H44ZM53 73V72H52ZM56 73V74H57ZM102 73V72H101ZM142 74H140V78L138 79V81H142L143 82V78L141 77V75L145 74V72H140ZM150 73V72H149ZM33 74V73H32ZM55 74V73H54ZM55 74V75H56ZM59 74V73H58ZM72 74V73H70ZM75 74V75H76ZM96 74V73H95ZM94 74V75H95ZM99 74V73H98ZM127 74V73H126ZM139 74V73H138ZM137 74V75H138ZM153 74V73H152ZM151 74V75H152ZM169 74V72H168ZM179 74V73H178ZM36 75V74H34ZM45 75V74H44ZM48 75V74H47ZM61 75H64V73ZM60 75V76H61ZM74 75V74H72ZM74 75V76H75ZM89 75V74H88ZM93 75V77H95ZM118 75V74H117ZM115 75V76H117ZM147 76L150 75V74H146ZM145 75V77H146ZM151 75L149 76L151 78ZM154 75V74H153ZM152 75V76H153ZM158 75V74H157ZM164 75V74H163ZM37 76V75H36ZM54 76V75H53ZM58 76V75H57ZM69 77V75H67ZM71 76V75H70ZM72 76V77H74ZM77 76V75H76ZM98 76V75H97ZM105 76V75H104ZM110 76V74L108 75ZM106 75V77H108ZM113 77H115L114 75H112ZM42 77V76H41ZM50 77H51V73H50ZM62 77V76H61ZM92 77V76H91ZM100 77V76H99ZM15 78H18V79H15ZM57 78V77H56ZM103 78V77H101ZM130 78V77H128ZM135 78V77H133ZM138 78V77H137ZM136 78V79H137ZM147 78V77H146ZM109 79V78H108ZM113 79V78H112ZM126 79V78H124ZM131 79V78H130ZM134 79V80H136ZM55 80V79H54ZM62 80V78L60 79ZM71 80V79H70ZM97 80V79H96ZM110 80V79H109ZM133 80V79H132ZM155 80V79H154ZM236 80H242V81H238L236 82ZM63 81V80H62ZM69 81V80H68ZM74 81V79H73ZM77 81V79H76ZM104 81L103 80H97L93 83V81L91 82L93 85H95L96 87H98L99 85H102V88L101 89H98V91L102 92H105V93H116L118 95L120 94H123L127 88V85L126 83H128V81L125 83L123 81V83H125L124 86H110V87H106V86H109L106 81V83H102ZM113 81V80H112ZM116 81V79H115ZM145 81V80H144ZM80 82V81H79ZM86 82V81H85ZM88 82V81H87ZM110 82V81H109ZM133 82V81H131ZM148 82V81H147ZM263 82V81H262ZM66 83V82H65ZM70 83V82H69ZM76 83V82H75ZM91 83L89 84L90 86ZM136 83V82H135ZM139 83V82H137ZM141 83V82H140ZM144 83V82H143ZM260 83V82H258ZM88 84V83H87ZM99 84V85H98ZM112 84V82H111ZM114 84V83H113ZM112 84V85H113ZM117 84V83H116ZM153 84V83H152ZM123 85V84H122ZM140 85V84H139ZM49 86V87H51ZM55 86V85H54ZM75 86V85H74ZM156 86V85H155ZM160 86V85H159ZM183 86V85H182ZM56 87H59L58 85ZM65 87H69L68 89H66L67 91L70 89V85H65ZM101 87V86H100ZM134 87V86H133ZM177 87V86H175ZM129 88V87H128ZM136 88H140V87H136ZM146 87H144L145 89ZM182 88V87H181ZM52 89V87L50 88ZM63 89V88H61ZM74 90H76L75 88H73ZM72 89V90H73ZM78 90H82V94H85L83 93L84 91V87H83V84L82 83H79V86L77 88ZM92 89V88H91ZM97 89V88H96ZM132 89V88H131ZM130 89V90H131ZM135 89V87H134ZM147 89V88H146ZM186 89V88H185ZM185 89H182V90H185ZM71 90V91H72ZM139 90V89H138ZM143 90V89H142ZM141 90V91H142ZM66 91V92H67ZM69 91V92H71ZM140 91V90H139ZM65 92V93H66ZM77 92V91H76ZM131 92H133L131 90ZM149 92V91H148ZM63 93V92H62ZM81 93V92H80ZM93 93V92H92ZM91 93V94H92ZM96 93V92H95ZM98 93V92H97ZM126 93V92H125ZM124 93V94H125ZM128 93V92H127ZM141 93V92H140ZM156 93V96L155 98L157 99L158 98V93ZM169 92H167L168 94ZM237 93H242V97L240 98H232V99H226V97H232L233 95L237 94ZM61 94V93H60ZM59 94V96H60ZM100 94V93H98ZM97 94V95H98ZM150 94V93H149ZM148 94V95H149ZM161 94V93H159ZM244 94V95H243ZM90 95V94H88ZM94 95V94H93ZM101 95V94H100ZM147 95V94H146ZM170 95V94H168ZM52 96V97H50ZM65 96V95H64ZM68 96V95H67ZM75 95L71 94L69 95V98L70 97H73ZM78 96V95H77ZM76 96V97H77ZM99 96V95H98ZM101 96H104V95H101ZM108 96V95H107ZM114 96V95H113ZM117 96V95H116ZM160 96V95H159ZM180 96V95H179ZM66 97V96H65ZM76 97H74L75 99H77ZM83 97V96H82ZM81 97V98H82ZM118 97V96H117ZM142 96L138 97L141 98ZM161 97V96H160ZM168 97V96H167ZM261 97V96H260ZM59 98V97H58ZM96 98V97H94ZM106 98V97H105ZM110 98V97H108ZM114 98V97H113ZM144 98V102H146V100H148L147 102H152V104H154V100L152 97H146L145 95L142 97ZM44 99V98H43ZM72 99V98H71ZM87 99V98H86ZM90 99V98H89ZM92 99V98H91ZM155 99V101H156ZM175 99V98H174ZM60 100V99H59ZM67 100V99H65ZM70 101V99H68ZM104 100V99H103ZM112 100V99H111ZM173 100V99H172ZM72 101H74V99H72ZM166 101V100H165ZM178 101V100H177ZM51 102V103H49ZM64 102V101H63ZM62 102V104H63ZM104 102V101H103ZM143 102V103H144ZM146 102V103H147ZM102 103V102H101ZM134 103V102H133ZM137 103V102H136ZM158 103V102H157ZM61 104V105H62ZM94 104V103H93ZM159 104V103H158ZM161 104V103H160ZM60 105V104H59ZM98 105V103H97ZM102 105V104H101ZM107 106V103L104 105H102L103 107L104 106ZM114 105V104H113ZM140 104H138L137 106H139ZM67 106V105H66ZM70 106V105H69ZM74 106V105H73ZM85 106V105H83ZM100 106V104H99ZM105 106V108H106ZM136 108H140V107H137ZM141 106H146L147 105H141ZM150 106V105H149ZM156 106V105H155ZM153 106V108L155 107ZM89 107V106H88ZM112 107V106H111ZM65 108V107H64ZM70 108L74 109V107H72V105L70 106ZM80 108V107H79ZM142 108V107H141ZM145 108V107H144ZM66 109V108H65ZM98 109V108H97ZM96 109V111H97ZM135 109V108H134ZM146 109V108H145ZM152 109V108H150ZM161 109V108H160ZM144 110V109H143ZM235 110H239V112L233 116V117H227L226 115H223L225 112H234ZM95 111V112H96ZM171 111V110H170ZM165 111V112H161L159 110L158 114L161 115V118L164 116L167 117L168 119L171 118V119H174V121H179V119L177 118V114H175V112L173 113H170ZM180 111V110H179ZM93 112H94V109H93ZM104 112V111H103ZM146 112V111H145ZM101 113V112H100ZM147 113V112H146ZM151 113V112H150ZM152 113H154L152 111ZM155 113H157L155 111ZM169 113V114H168ZM94 114V113H92ZM88 115V114H87ZM91 115V113H90ZM102 116H107V113L106 114H100ZM98 115V116H100ZM148 115V114H147ZM157 115V114H156ZM181 115V116H182ZM89 116V115H88ZM149 116V115H148ZM155 116V115H154ZM158 116V115H157ZM232 116V115H231ZM78 116L76 117H73L75 118L74 120H76ZM91 117V116H90ZM114 117V116H113ZM119 117V116H118ZM153 116H151L152 118ZM66 118V117H64ZM71 118V117H70ZM155 118H160V117H155ZM79 119V117H78ZM82 119V118H81ZM131 119V118H129ZM36 120V121H37ZM52 120V121H53ZM67 120V119H66ZM73 120V119H72ZM80 120V119H79ZM101 120V119H99ZM41 121V120H40ZM78 121V120H77ZM116 121V120H115ZM125 121H127L125 119ZM134 121V120H133ZM139 121V120H138ZM137 121V123H138ZM181 121H183L182 119L179 121V123L181 124ZM42 122V121H41ZM44 122V121H43ZM47 122V121H46ZM249 122V123H248ZM33 123V122H32ZM40 123V122H39ZM63 123V122H62ZM77 124L81 123V122H76ZM91 123V122H90ZM96 123V122H95ZM98 123V122H97ZM111 123V122H109ZM113 123V122H112ZM127 123V122H126ZM188 123V124H187ZM236 123V124H238ZM36 124V123H35ZM44 124V123H43ZM60 124V123H59ZM82 124V123H81ZM124 124V123H123ZM134 124V123H133ZM177 124V123H176ZM183 124V123H182ZM30 125H31V122H30ZM76 125V124H75ZM74 125V126H75ZM87 125V124H86ZM84 125V126H86ZM94 125V124H93ZM116 125V123L114 124ZM166 125V124H165ZM178 125V124H177ZM38 126V125H37ZM42 126V125H41ZM44 126V125H43ZM47 126V125H46ZM62 126V125H61ZM70 126V125H69ZM68 126V127H69ZM73 126V127H74ZM89 126V125H88ZM95 126V125H94ZM98 126V125H97ZM139 126V124H138ZM167 126V125H166ZM170 126V124H169ZM171 126L174 127V129H177L175 123H171ZM170 126V127H171ZM181 126V125H180ZM183 126V127H184ZM49 127V125H48ZM82 127V126H81ZM79 126V128H81ZM96 127V126H95ZM103 127V126H102ZM152 127V128H151ZM210 128V130H212V132L209 134V135H204L201 131L202 129L204 128ZM35 128V127H33ZM43 128H46L45 126ZM59 128V127H58ZM78 128V129H79ZM85 128V127H84ZM86 128L88 129L89 127L86 126ZM92 128V127H91ZM101 128V127H100ZM99 128V130H100ZM107 128V127H106ZM139 128V127H138ZM142 128V127H141ZM147 128V127H146ZM179 128V127H178ZM31 129V128H30ZM39 129V127H38ZM41 129V128H40ZM49 129V128H47ZM76 129V128H75ZM77 129V130H78ZM132 129V128H131ZM169 129H172V128H169ZM182 129V128H181ZM179 128V130H181ZM186 129V130H187ZM42 130V129H41ZM65 129H63L62 131H64ZM102 130V129H101ZM105 131V127L103 129ZM111 130V129H110ZM65 131H68V132H73L75 134V130L74 128L72 130H65ZM64 131V132H65ZM95 131V130H94ZM103 131V132H104ZM108 131V129H107ZM112 131V130H111ZM135 131H137V129H135ZM50 132V131H49ZM52 132V131H51ZM90 132V131H87V133ZM129 132V131H128ZM34 133V132H33ZM53 133V132H52ZM86 132H84V135H85ZM106 133V132H104ZM142 133V132H141ZM235 133V132H234ZM72 134V133H71ZM78 133H76L75 135H77ZM80 134V133H79ZM83 134V133H82ZM96 134H98L96 132ZM112 134V133H111ZM133 134V133H132ZM180 134V132H179ZM207 134V133H206ZM237 134V133H236ZM239 134V133H238ZM84 135H82V140L86 137H84ZM91 135V134H90ZM89 135V136H90ZM103 135V134H102ZM101 135V136H102ZM117 135V134H116ZM68 136V135H66ZM74 135H72L73 137ZM81 136V134H80ZM88 136V135H87ZM105 136V135H104ZM109 136V135H108ZM118 136H121V135H118ZM126 136V135H124ZM129 137V135H127ZM234 136H236L234 134ZM232 137V138H235V137ZM241 136V135H240ZM243 136V135H242ZM246 136V135H245ZM70 137V138H72ZM84 137V138H83ZM96 137V136H95ZM131 137V139H132ZM160 137H164L162 138L163 140H166V141H162L161 139H158ZM74 139H76L75 137H73ZM72 138V139H73ZM79 138V137H77ZM122 138V137H121ZM140 138V140H141ZM175 138V137H174ZM181 138V137H180ZM236 138H240L239 135L238 137L236 136ZM80 139V138H79ZM92 139V138H91ZM100 139V138H98ZM101 139H104V138H101ZM107 139V138H106ZM110 139V138H109ZM108 139V140H109ZM244 139V138H243ZM252 139V138H251ZM77 140V139H76ZM88 140V137L87 139ZM107 140V141H108ZM113 140V139H112ZM112 140L111 143L113 142ZM119 141H122L120 140V138L118 139ZM126 140H128L126 138ZM139 140V138H138ZM142 140V141H143ZM170 140V139H169ZM241 140V139H240ZM63 141V139H62ZM101 141V140H100ZM100 141H97V142H100ZM106 141V142H107ZM254 141V140H253ZM259 141V140H258ZM30 144H29V143ZM73 142V141H72ZM93 142V141H92ZM95 142V141H94ZM105 142V143H106ZM132 142V141H131ZM69 143V142H68ZM74 143V142H73ZM83 143V142H82ZM109 143V142H108ZM107 143V144H108ZM116 143V142H114ZM124 143V142H122ZM139 143V142H138ZM251 143V142H250ZM256 142H254L255 144ZM48 144V143H47ZM63 144V143H62ZM66 144H67V141H66ZM81 144V142H80ZM100 144V143H99ZM261 144V143H260ZM59 145V144H58ZM57 145V147H58ZM64 145V144H63ZM62 145V146H63ZM83 145H87L86 143L83 144ZM89 145V144H88ZM112 145V144H111ZM114 145V144H113ZM117 145V144H116ZM115 145V146H116ZM256 145V144H255ZM69 146V145H68ZM79 146V145H78ZM109 146V145H108ZM125 146V145H124ZM173 146V144H172ZM75 147V146H73ZM110 147V146H109ZM117 147H122V146H117ZM127 147V148H128ZM245 147V146H244ZM61 148V147H60ZM82 148V147H81ZM89 148V147H88ZM87 148V149H88ZM99 148V146H98ZM103 148V147H102ZM123 149L125 147H122ZM264 148V147H263ZM262 148V149H263ZM73 149V148H72ZM100 149V148H99ZM66 150V149H65ZM130 150V149H129ZM249 150V149H248ZM258 149H256L255 151L257 152ZM261 150V149H260ZM264 150V149H263ZM68 152L65 153V158H68L69 160H75V161H78L79 158L75 155L78 154V156L80 158H87L86 156L87 153H88V150L87 152L86 151H80V152H73V151H69L67 150ZM90 151V150H89ZM179 151V150H178ZM253 151V150H252ZM60 152V151H59ZM86 152V155L84 154ZM110 152V151H109ZM133 152V151H131ZM184 152V151H183ZM183 152H180V153H183ZM250 152V151H248ZM99 153V152H98ZM111 153V152H110ZM135 153V152H134ZM177 154H179L177 151L175 152ZM259 153V152H258ZM261 153V152H260ZM64 154V153H63ZM102 154V153H101ZM185 154V152L183 153ZM257 154V153H256ZM96 155V154H95ZM176 155V154H175ZM186 155V154H185ZM188 155V154H187ZM207 155V154H206ZM107 156V155H106ZM119 156V155H118ZM142 156V155H141ZM139 156V157H141ZM144 156V155H143ZM146 156V158H147ZM181 156V155H180ZM256 156V155H255ZM101 157V156H100ZM117 158V156H115ZM124 157V156H122ZM129 157V156H128ZM167 158V159H164V158ZM178 157V156H177ZM189 157V156H188ZM207 157V156H206ZM205 157V158H206ZM259 157V156H258ZM256 157V158H258ZM262 157V156H261ZM92 159V157H90ZM90 158H89V161H90ZM102 158V157H101ZM108 158V157H107ZM125 158V157H124ZM123 158V159H124ZM127 158V156H126ZM131 158V157H130ZM142 158V157H141ZM179 158V157H178ZM192 158V157H191ZM203 158V157H202ZM110 159V158H109ZM133 159V158H132ZM158 159V160H159ZM87 160V159H86ZM116 160V159H115ZM114 160V161H115ZM118 160V159H117ZM176 160V159H175ZM178 160V159H177ZM224 160V159H223ZM104 160L102 159V162ZM113 161V162H114ZM120 162H125V161H121L119 160ZM132 161V160H131ZM140 161V160H139ZM71 162V161H70ZM81 162V160H80ZM88 162V161H87ZM144 162V161H143ZM156 162V161H155ZM158 162V161H157ZM254 162V161H252ZM75 163V162H74ZM101 163V162H100ZM160 163V162H159ZM174 163V162H173ZM218 162H193V163H184V164H178L177 166H174V165H171V166H166L165 169L166 170H175L177 167H197L199 168V172L204 169V168H215L216 165H217ZM222 163V162H221ZM87 164V163H85ZM89 164V163H88ZM104 164V163H103ZM108 164V163H106ZM113 164V163H111ZM118 164V163H117ZM116 164V165H117ZM151 164V163H150ZM158 164V163H157ZM165 164V165H166ZM172 164V163H171ZM255 164V163H254ZM76 165V164H75ZM84 165V163L82 164ZM91 165V164H90ZM100 164H97L96 167H98V169L102 170L104 167L106 166H99ZM109 165V164H108ZM246 165V164H245ZM72 166V167H71ZM92 166V165H91ZM94 168H95V164L93 165ZM114 166V165H113ZM129 166V165H128ZM219 166V165H218ZM222 166V164H221ZM258 166V165H257ZM260 166V165H259ZM112 167V166H111ZM132 167V166H131ZM130 167V168H131ZM144 167V166H143ZM150 167V166H148ZM244 167V166H243ZM102 168V169H101ZM125 168V167H124ZM128 168V167H127ZM126 168V169H127ZM217 168V167H216ZM80 169V171L78 170ZM143 169V168H142ZM145 169V168H144ZM147 169V168H146ZM151 169V168H150ZM155 169V168H153ZM163 169V168H162ZM260 169V168H259ZM105 170V169H103ZM107 170V169H106ZM110 170V169H109ZM108 170V171H109ZM129 170V169H127ZM222 171V172H230V173H233V174H248L245 170H241V169H235V168H226V169H214L213 171ZM247 170V169H246ZM92 171V170H91ZM123 171V170H122ZM134 171V170H133ZM138 171V170H137ZM179 171V170H178ZM177 171V172H178ZM189 171V170H187ZM186 171V174L187 176L189 175V173H193V171H190V172H187ZM197 171V169H196ZM53 172V171H52ZM94 172V171H92ZM111 172V171H110ZM157 172V171H156ZM162 172V171H161ZM175 173H177L176 171H174ZM180 172V171H179ZM254 172V171H253ZM101 173V172H100ZM104 173V172H103ZM102 173V174H103ZM107 173V171L105 172V174ZM122 173V172H121ZM128 173V172H127ZM53 174V173H52ZM169 174V173H168ZM168 174H166L167 176V179H168ZM174 174V173H172ZM219 174V173H218ZM217 174V175H218ZM81 175V174H80ZM83 175V174H82ZM85 176L87 174H84ZM108 175V174H107ZM120 175V173H119ZM128 175V174H127ZM176 175V174H175ZM179 175V173H178ZM184 175V174H183ZM215 175V173L213 174ZM213 175L211 174H205L203 175L201 178H199V181H204V184H211L213 185L214 183H218L220 182L219 180L221 179H224V177H219L217 176L216 178L213 177ZM94 176H95V173H94ZM109 176V175H108ZM201 176V175H200ZM225 176V175H224ZM255 176V175H254ZM91 177V176H90ZM97 177V176H95ZM113 177H117L116 176H113ZM148 177V176H147ZM170 177V176H169ZM183 177V176H182ZM159 178H162L161 176L157 177ZM186 178V177H184ZM226 178V177H225ZM141 179V178H139ZM227 180L229 179V177L227 176L226 178ZM108 180V182H107ZM111 182H112V179H110ZM114 180V179H113ZM119 180V179H118ZM121 180V179H120ZM136 180V179H135ZM255 180V179H254ZM139 181V180H138ZM143 181V180H142ZM167 181V180H166ZM110 182V184H111ZM195 182V181H194ZM247 182V181H246ZM261 182V181H260ZM259 182V183H260ZM118 183H123L122 181L121 182H118ZM117 183V184H118ZM127 183H129L127 181ZM126 183V184H127ZM143 183V182H141ZM196 184H200V182H195ZM222 183V182H221ZM240 183V182H239ZM238 183V184H239ZM258 183V182H256ZM114 184V183H113ZM102 185V184H101ZM116 185V183H115ZM120 185V184H119ZM118 185V186H119ZM131 185V183L129 184ZM138 185V184H137ZM154 185V184H152ZM260 187H262V182L260 183ZM56 186V187H57ZM103 186V185H102ZM101 186V187H102ZM111 186V185H110ZM109 186V187H110ZM117 186V187H118ZM234 186V185H233ZM235 186H237L235 184ZM240 186V185H239ZM248 186V185H247ZM258 186V185H257ZM44 187H46V185H44ZM49 187V186H48ZM53 187V186H51ZM50 187V188H51ZM57 187V188H58ZM104 187V186H103ZM112 187V186H111ZM162 187V186H161ZM238 187V186H237ZM254 187H256V185H254ZM60 188V189H61ZM123 188V187H122ZM188 188V187H187ZM257 188V187H256ZM255 188V189H256ZM264 188V187H263ZM54 189V188H53ZM140 189V188H139ZM206 189V188H205ZM258 189V188H257ZM56 190V188L54 189ZM59 190V189H58ZM62 190V189H61ZM123 190V189H122ZM121 190V191H122ZM238 190V189H237ZM253 190V189H252ZM65 191V190H64ZM63 191V192H64ZM127 193L130 194L131 191L128 192V190H126ZM58 192V191H57ZM60 192V191H59ZM78 193L77 194H80V191H77ZM142 192V191H141ZM161 192V191H160ZM165 195H168L165 191H162V194ZM41 193V192H40ZM43 193V192H42ZM56 193V192H54ZM92 193V192H91ZM113 193V191H112ZM145 193V192H144ZM144 193L143 196H144ZM184 194L186 192H183ZM182 193V194H183ZM249 193V192H248ZM44 194V193H43ZM62 194V193H61ZM98 194V193H97ZM141 194V193H140ZM139 194V195H140ZM141 194V195H142ZM148 194V193H147ZM150 194V192H149ZM161 194V193H160ZM172 194H176L174 192H172ZM180 194V193H179ZM177 194V196L179 195ZM191 194V193H190ZM221 194V193H220ZM63 195V194H62ZM106 195V194H105ZM46 197V194L43 195ZM59 196V195H58ZM82 196V195H80ZM107 196V195H106ZM137 196V195H135ZM160 196V195H159ZM164 196V195H162ZM245 198L247 196H249V199L250 197H252L253 195L252 194H247V195H244ZM62 196H60L61 198ZM89 197V195H88ZM101 197V196H100ZM104 197V196H103ZM109 197V196H108ZM124 198V196H122ZM149 197V196H148ZM156 197V196H155ZM63 198V197H62ZM65 198V197H64ZM102 198V197H101ZM120 198V197H119ZM138 198V197H137ZM141 198V197H139ZM154 198V196H153ZM163 198V197H162ZM164 198H166V196H164ZM163 198V199H164ZM84 199V198H83ZM90 200V202H94V201H99L100 199L98 197H89L88 198ZM104 199V198H103ZM113 198H111V201H112ZM126 199V198H125ZM125 199H123L125 201ZM143 199V198H142ZM148 199V198H146ZM167 199V198H166ZM175 199V198H173ZM62 200V199H61ZM86 200V199H85ZM115 200V199H114ZM113 200V201H114ZM154 200V199H153ZM178 201V199H175ZM186 200V199H185ZM119 202V200H117ZM123 201V202H124ZM131 202V200H129ZM149 202V200H147ZM181 201V200H180ZM203 202V200H200ZM84 202V201H83ZM115 202V201H114ZM128 202V203H130ZM146 202V201H145ZM147 202V203H148ZM153 202V201H152ZM166 202V201H165ZM172 202V201H171ZM185 202V201H183ZM187 202V200H186ZM199 202V201H198ZM109 203V202H108ZM106 203V204H108ZM126 203V201L124 202ZM135 203V202H134ZM146 203V204H147ZM173 203H175L173 201ZM172 203V205L175 207L176 204L174 205ZM189 203V201H188ZM201 203V202H200ZM79 204V203H77ZM110 204V203H109ZM169 204V203H168ZM189 204H192V203H189ZM210 204V203H209ZM123 205V204H122ZM133 205V204H132ZM137 205V204H136ZM147 205H150L149 203ZM153 205V204H152ZM155 205V204H154ZM157 205V204H156ZM155 205V206H156ZM165 206H167L166 204H163ZM171 206V204H169ZM208 205V204H207ZM237 205V204H236ZM135 206V205H133ZM154 206V208H155ZM160 205H158L159 207ZM177 206H179V203H177ZM180 205V209L179 211L182 209V210H192V209H188V208H185L186 206H182ZM195 206V205H194ZM203 206V205H202ZM247 206V204H246ZM61 207V206H60ZM65 207V206H64ZM135 207H138V206H135ZM134 207V208H135ZM148 207V206H147ZM169 207V206H168ZM198 207V205L196 206ZM195 207V208H196ZM210 208L211 207H214L213 205L212 206H209ZM216 207V206H215ZM243 207V206H242ZM59 208V209H58ZM151 208V207H149ZM153 208V209H154ZM162 208V207H160ZM166 208V207H164ZM163 208V209H164ZM172 208V207H171ZM200 208V207H199ZM208 208V207H206ZM246 208V207H245ZM248 209L251 208V207H247ZM133 209V208H132ZM138 209V208H137ZM143 209V208H142ZM169 209V208H168ZM175 210V208H172ZM171 209V210H172ZM177 209V208H176ZM201 210L204 209V208H200ZM209 209V208H208ZM233 209V208H232ZM239 209V208H238ZM244 209V208H243ZM41 210H43L44 213L41 212ZM75 210V209H74ZM86 210V209H85ZM102 210V209H101ZM100 210V211H101ZM136 210V209H135ZM141 210V209H140ZM167 210V208L165 209ZM196 210V209H194ZM261 210V209H260ZM259 210V211H260ZM76 211V210H75ZM91 211V210H90ZM99 211V210H98ZM107 212V210H105ZM144 211V210H143ZM155 211V210H154ZM178 211V209H177ZM199 211V210H198ZM233 211V210H230V212ZM238 211V210H237ZM248 211V210H247ZM96 212V211H95ZM131 212V211H130ZM142 212V211H141ZM141 212H139L141 214ZM227 212V211H226ZM229 212V211H228ZM242 212V211H241ZM245 212V211H244ZM251 212V211H250ZM253 212V211H252ZM251 212V213H252ZM82 214V212H80ZM111 213V212H110ZM136 213V212H135ZM145 213V212H143ZM160 213H163V210L162 212ZM167 213H170V212H167ZM166 213V214H167ZM172 213V212H171ZM186 213H189V212H186ZM192 213V211H191ZM193 213H195L193 211ZM202 213V212H201ZM215 213V212H214ZM235 213V211H234ZM254 213V212H253ZM75 214V213H74ZM74 214H72L74 216ZM78 214V213H77ZM76 214V215H77ZM86 214V213H85ZM173 214H176V213H173ZM173 214H170L173 216ZM226 214V213H225ZM228 214V213H227ZM242 214V213H241ZM244 214V213H243ZM242 214V216H243ZM248 214V213H247ZM246 214V215H247ZM256 214H259V213H256ZM80 215V214H79ZM77 215V216H79ZM84 215V214H83ZM82 215V219H83V216ZM111 215V214H110ZM115 215V214H114ZM143 215H146V214H143ZM163 215V214H162ZM164 215H165V212H164ZM168 215V214H167ZM177 215V214H176ZM195 215V214H194ZM211 215V214H210ZM217 215V214H216ZM214 214L211 215V217H214L215 219H217L219 216H216ZM220 215V214H218ZM252 215V214H251ZM76 216V217H77ZM105 216V215H104ZM107 216V215H106ZM116 216V215H115ZM234 215H232V218H233ZM245 216V215H244ZM254 216V215H253ZM75 217V218H76ZM81 217V216H79ZM100 217V216H99ZM114 218V216H111ZM109 216V218H111ZM118 217V215H117ZM116 217V218H117ZM185 217V216H183ZM190 217V216H189ZM193 217V216H192ZM199 217V216H198ZM206 217V216H205ZM209 217V216H208ZM236 217V216H234ZM238 217V216H237ZM236 217V218H237ZM40 218V220L38 219ZM74 218V217H73ZM103 218V217H102ZM109 218L107 217V219L109 220ZM114 218V219H116ZM120 218V217H119ZM124 218V217H123ZM170 218V217H169ZM191 218V217H190ZM197 218V217H196ZM202 218V217H201ZM212 218V219H214ZM222 218V217H221ZM226 218V217H225ZM232 218L230 217V219L232 220ZM38 219V221L36 222V220ZM81 219V218H80ZM79 219V223H81ZM84 219H88V217ZM98 219V217H97ZM122 219V218H121ZM127 218H125L126 220ZM131 219V218H130ZM129 219V220H130ZM174 219V218H172ZM171 219V220H172ZM188 219V218H187ZM205 219V218H204ZM224 219V217H223ZM251 219V218H250ZM249 219V221H250ZM75 220V219H73ZM78 220V219H76ZM90 220V219H89ZM104 219H102L103 221ZM107 220V221H108ZM113 220L112 218L109 220L111 221ZM123 220V221H125ZM128 220V219H127ZM144 220V219H142ZM178 220V219H177ZM183 220V219H182ZM193 220V219H192ZM191 220V221H192ZM209 220V219H208ZM211 220V218H210ZM228 220V219H227ZM252 220V219H251ZM257 220V219H256ZM264 221V219H262ZM72 221V222H71ZM96 221V220H94ZM101 221V220H100ZM131 221V220H130ZM133 221V220H132ZM181 221V220H180ZM203 221V219H202ZM205 221V220H204ZM218 220H214V222H217ZM239 221V223H245L248 221V218L245 219V217L242 219V218H238L237 219V222ZM241 221V222H240ZM262 221V222H263ZM84 222V221H83ZM187 222V221H186ZM212 222V220H211ZM220 222V221H218ZM236 222V223H237ZM257 222V221H256ZM86 223V221L84 222ZM210 223V222H209ZM208 223V225H209ZM213 223V222H212ZM232 223V222H231ZM255 223V222H253ZM259 223V222H258ZM261 223V222H260ZM99 224V223H98ZM151 224V223H150ZM176 224V223H175ZM183 224V223H182ZM214 224V223H213ZM222 224V223H221ZM228 224V222H227ZM235 224V223H234ZM79 225V224H78ZM101 225V224H100ZM99 225V227H100ZM171 225V224H170ZM179 225V224H177ZM201 225V224H200ZM204 225V223H203ZM207 225V224H205ZM204 225V226H205ZM225 225V224H224ZM231 225V224H230ZM229 225V226H230ZM83 226V225H82ZM86 226V225H85ZM84 226V228H85ZM103 225H101L102 227ZM142 226V225H141ZM148 226V225H147ZM146 226V227H147ZM173 226V225H172ZM211 226V225H210ZM219 226V225H218ZM217 226V227H218ZM79 227V226H78ZM143 227H145L143 225ZM142 227V228H143ZM195 227V226H194ZM212 227V226H211ZM215 227V226H214ZM228 227V225H225V229ZM231 227V226H230ZM229 227V228H230ZM60 228V226H59ZM75 228V226H74ZM88 228V227H87ZM156 228V227H155ZM239 227L235 224L234 226L231 227V231H233L235 234L237 235H240L239 233ZM243 228V227H242ZM44 229V228H43ZM63 229V228H62ZM80 230V228H78ZM77 229V230H78ZM131 229V227H130ZM135 229V227H134ZM140 229V228H139ZM158 229V228H157ZM178 229V228H177ZM184 229V228H183ZM186 229V228H185ZM220 229V227H219ZM218 229V230H219ZM248 229V228H246ZM250 229V228H249ZM76 230V231H77ZM94 230V229H93ZM119 230V229H118ZM136 230V229H135ZM181 230V229H180ZM84 232V230H82ZM97 231V230H96ZM121 231V230H120ZM134 231V230H133ZM186 231V230H185ZM192 231V230H191ZM228 232V229L226 230ZM81 232V231H80ZM128 232V231H127ZM230 232V231H229ZM42 233H44L42 231ZM49 234H52L54 236H57L56 234L57 233H60V231H56L55 229H51L49 230L48 232ZM66 233V232H65ZM73 233V232H72ZM79 233V232H78ZM91 233V232H90ZM96 233V232H95ZM98 233V232H97ZM125 233V232H124ZM129 233V232H128ZM159 233V232H158ZM179 233V232H178ZM185 233V232H184ZM223 233V232H222ZM85 232H84V236H85ZM93 234V233H91ZM114 234V233H113ZM133 234V233H131ZM228 234V233H227ZM38 235V234H36ZM75 235V234H73ZM72 235V236H73ZM78 235V234H77ZM83 236V233L80 234ZM109 235V234H108ZM116 235V234H115ZM172 235V234H171ZM174 235V234H173ZM230 235V234H228ZM243 235V234H242ZM264 235V234H263ZM59 236V234H58ZM88 237V234L86 235ZM93 236V235H92ZM95 236V235H94ZM101 236V235H100ZM122 236V235H121ZM162 236V235H161ZM164 236V234H163ZM187 236V235H185ZM192 236V235H191ZM236 236V235H235ZM234 236V237H235ZM74 237V236H73ZM102 237V236H101ZM135 237V236H134ZM172 237V236H171ZM196 237V236H195ZM238 238V236H236ZM39 239V237H37ZM76 238V237H75ZM240 238V237H239ZM247 238V237H245ZM256 238V237H255ZM263 238V237H261ZM85 239H88V238H85ZM93 241L95 242H101L102 239L100 240L97 236V238L95 237H92L91 238ZM90 239V240H91ZM122 239V238H121ZM151 239V238H150ZM157 239V238H156ZM162 240V238H159L158 237V240ZM176 238H174L175 240ZM201 239V238H200ZM204 239V238H203ZM206 239V238H205ZM204 239V240H205ZM242 239V238H241ZM251 239V237H250ZM37 240V239H36ZM57 241L60 240V239H56ZM55 240V241H56ZM91 240V241H92ZM182 239H180L179 241H181ZM191 240V239H189ZM208 240V239H207ZM210 240V238H209ZM247 240V239H246ZM106 241V240H105ZM155 241V239L153 240ZM172 241V240H171ZM178 241V242H179ZM186 241V240H185ZM245 241V240H244ZM80 242V241H79ZM104 242V241H103ZM151 242V241H150ZM160 242V241H159ZM163 242H166V241H163ZM174 242V241H173ZM172 242V243H173ZM37 243V242H36ZM75 243V242H74ZM155 243V242H154ZM153 243V244H154ZM162 243V241H161ZM159 243V244H161ZM170 243V241L168 242ZM167 243V244H168ZM180 243V242H179ZM178 243V244H179ZM190 243V246L191 244L192 245H199L200 240H196V239H192L191 241H189ZM188 243V244H189ZM243 243V242H242ZM39 244V243H37ZM149 244V243H148ZM151 244V243H150ZM165 244V243H163ZM174 244V243H173ZM183 244V243H182ZM181 244V245H182ZM252 244V243H250ZM27 245V244H26ZM25 245V246H26ZM43 245V244H42ZM77 245V244H75ZM180 245V244H179ZM217 245V244H216ZM223 245V244H222ZM74 246V245H73ZM109 247V245H107ZM112 246H115V245H112ZM110 246V247H112ZM122 246V245H120ZM165 246V245H163ZM169 246V245H167ZM167 246H165L167 248ZM174 246V245H173ZM178 246V245H176ZM174 246V247H176ZM183 246V245H182ZM204 246V245H203ZM208 246V245H206ZM211 246V245H210ZM242 246V245H241ZM239 245V247H241ZM82 247V245H81ZM98 247V246H97ZM97 247L93 244H86L85 246H83V251L88 248L90 250V253L91 255H98V250ZM100 247V246H99ZM103 247V246H102ZM101 247V249H102ZM116 247V246H115ZM124 247V245L122 246ZM130 247V246H129ZM138 247H141V246H138ZM164 247V248H165ZM174 247H171L172 249ZM195 247V246H194ZM199 247V246H198ZM216 247V246H215ZM239 247H234V249L237 251L239 250L240 252L238 257H236V255L234 257H236L238 260H237V263L235 264H246V262L250 261V255L253 253L251 250H247L245 252H242L241 253V250L242 249H239ZM73 248V247H72ZM75 248V247H74ZM120 247H116V249L118 250ZM131 248V247H130ZM133 248V246H132ZM135 248V247H134ZM141 248H145V245L142 246ZM178 249L177 250H181L179 249L180 247H177ZM238 248V249H237ZM108 249V248H107ZM112 249V248H110ZM116 249H113V250H116ZM121 249V248H120ZM119 249V250H120ZM127 249V247H126ZM140 249V248H139ZM184 249V248H183ZM182 249V251H184ZM188 249V248H186ZM190 249V248H189ZM218 249V248H217ZM229 249V248H228ZM244 249V248H243ZM15 250V251H16ZM106 250V249H104ZM116 250V251H117ZM118 250V252H119ZM136 250V249H135ZM134 250V251H135ZM143 250V249H141ZM140 250V251H141ZM149 250V249H148ZM150 250L153 251L152 248H150ZM149 250V251H150ZM155 250V249H154ZM162 250V249H160ZM200 250V249H199ZM202 250V249H201ZM200 250V251H201ZM231 250V249H230ZM233 250V249H232ZM231 250V252H232ZM14 251V253H15ZM70 251L69 249V253L67 251V254H65V257L69 258L71 260V258H74V253L75 250ZM87 251V250H86ZM122 251V250H121ZM137 251V250H136ZM191 251V250H190ZM110 252V250H109ZM138 252V251H137ZM151 252V251H150ZM155 252V251H153ZM153 252H151L153 254ZM170 252V250H169ZM173 252V251H171ZM189 252V251H188ZM197 252V251H196ZM199 252V251H198ZM202 252V251H201ZM82 253V251H81ZM108 253V252H107ZM106 253V255H107ZM115 253V252H114ZM117 253V252H116ZM120 253V252H119ZM125 253V251L123 252ZM128 253V252H127ZM130 253H132L130 251ZM141 253H143L141 251ZM148 253V252H147ZM156 253L160 256H163L162 259H164L167 263V262H170L172 264V262H177L174 258L173 260L170 259L172 257H169V255L163 251L162 252H159L158 249H156ZM176 253V252H174ZM190 253V252H189ZM188 253V254H189ZM213 253V252H212ZM216 253V252H215ZM215 253H213L215 255ZM247 253V254H246ZM255 253V252H254ZM13 254V253H12ZM19 254V253H18ZM80 254V252H79ZM88 256L89 255V252H87ZM103 254V253H101ZM112 254V253H111ZM122 254V253H121ZM126 254V253H125ZM136 254V253H135ZM145 254V252L143 253ZM155 254V253H154ZM166 254V255H165ZM187 254V253H186ZM187 254V255H188ZM196 254V253H195ZM246 254L247 257L246 258H243L244 255ZM11 255V254H10ZM51 255V253H50ZM110 255V254H108ZM156 255V254H155ZM157 255V256H158ZM193 255V254H192ZM190 254V256H192ZM15 256V255H14ZM77 256V255H76ZM81 256V255H80ZM100 257H103L104 258V254L101 256V255H98ZM137 256V255H136ZM144 256H147L144 255ZM206 256H210V255H206ZM217 256V255H216ZM231 256V255H230ZM53 257V256H52ZM91 257V256H90ZM96 257V256H95ZM115 257V255H114ZM140 257V256H139ZM148 257V256H147ZM203 254H200V253H197V255H193L192 259L191 260H186L188 264H195L196 260L197 262L200 260H203ZM232 257V256H231ZM252 257V256H251ZM19 258V257H18ZM87 258V257H86ZM107 258V257H106ZM105 258V259H106ZM130 258V257H128ZM134 258V257H133ZM180 258V257H179ZM191 258V257H190ZM213 258V256H212ZM220 258V257H219ZM87 259H90L89 257ZM92 259V258H91ZM110 259V257H109ZM144 259V258H142ZM152 259V258H151ZM159 259V258H158ZM178 259V258H176ZM210 259V258H208ZM23 260V259H22ZM54 260V258H53ZM94 260V259H93ZM108 261V259H106ZM119 260V258H118ZM117 260V261H118ZM121 260H125V259H121ZM137 260V258H136ZM139 260V259H138ZM137 260V261H138ZM181 260V259H180ZM180 260L178 262H180ZM213 260V259H212ZM211 259L209 261H212ZM253 260V259H251ZM263 260V259H262ZM76 261V260H75ZM87 261V260H86ZM97 261V260H96ZM95 261V262H96ZM102 261V260H101ZM116 261V260H114ZM113 261V262H114ZM122 261V262H123ZM128 261V260H127ZM140 261V260H139ZM143 261V260H142ZM146 261H149V258L146 260ZM158 261V260H157ZM214 261H215V257H214ZM104 262V261H102ZM109 262V261H108ZM119 262V261H118ZM116 262V263H118ZM125 262V261H124ZM131 262V261H130ZM134 262V261H133ZM144 262V261H143ZM150 262V261H149ZM177 262V264H178ZM184 262V260H183ZM218 262V261H217ZM221 261H219L220 263ZM88 263V262H87ZM92 263V262H91ZM90 263V264H91ZM128 263V262H127ZM135 263V262H134ZM209 263V262H208ZM255 263V262H254ZM258 263V262H257ZM256 263V264H257ZM68 264V263H67ZM73 264V263H72ZM75 264V263H74ZM81 264V263H80ZM93 264V263H92ZM95 264V263H94ZM98 264V263H97ZM105 264V263H104ZM112 264V263H111ZM121 264V262L119 263ZM141 264V263H140ZM152 264V263H151ZM155 264H163L162 262H156ZM168 264V263H167ZM176 264V263H175ZM185 264V262H184ZM259 264H264V263H259Z\"/></svg>", "mask_w": 264, "mask_h": 264}]
</instances>
